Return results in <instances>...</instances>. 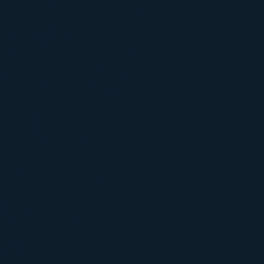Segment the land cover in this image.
<instances>
[{"label":"water","instance_id":"obj_1","mask_svg":"<svg viewBox=\"0 0 264 264\" xmlns=\"http://www.w3.org/2000/svg\"><path fill=\"white\" fill-rule=\"evenodd\" d=\"M0 264H264V0H0Z\"/></svg>","mask_w":264,"mask_h":264}]
</instances>
